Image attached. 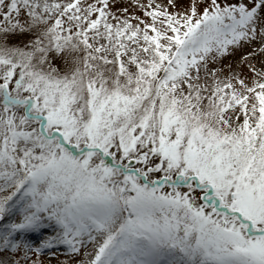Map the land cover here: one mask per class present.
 Listing matches in <instances>:
<instances>
[{"label":"snow or ice","instance_id":"1","mask_svg":"<svg viewBox=\"0 0 264 264\" xmlns=\"http://www.w3.org/2000/svg\"><path fill=\"white\" fill-rule=\"evenodd\" d=\"M53 261L264 264V0H0V264Z\"/></svg>","mask_w":264,"mask_h":264},{"label":"rangeland","instance_id":"2","mask_svg":"<svg viewBox=\"0 0 264 264\" xmlns=\"http://www.w3.org/2000/svg\"><path fill=\"white\" fill-rule=\"evenodd\" d=\"M185 2H186V0H185ZM241 54H246V52H244L243 50H239V51L235 52L234 54L228 56L225 59V64L231 63L233 66L239 65V63H240L239 58H240ZM259 59L260 58L257 57L256 59L253 60V63H258ZM240 66L243 67L246 71V66H244V65H240ZM64 251H65L64 249H60V252H59L60 261H64L65 259H67V257L65 255H63ZM53 264H56V262L53 261Z\"/></svg>","mask_w":264,"mask_h":264}]
</instances>
